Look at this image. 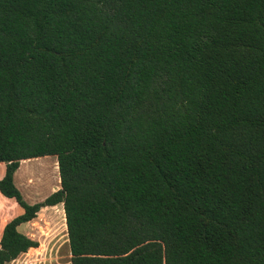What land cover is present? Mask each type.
I'll list each match as a JSON object with an SVG mask.
<instances>
[{"label": "trees", "instance_id": "obj_1", "mask_svg": "<svg viewBox=\"0 0 264 264\" xmlns=\"http://www.w3.org/2000/svg\"><path fill=\"white\" fill-rule=\"evenodd\" d=\"M0 163V264L59 204L72 264H264V0H0Z\"/></svg>", "mask_w": 264, "mask_h": 264}, {"label": "rangeland", "instance_id": "obj_2", "mask_svg": "<svg viewBox=\"0 0 264 264\" xmlns=\"http://www.w3.org/2000/svg\"><path fill=\"white\" fill-rule=\"evenodd\" d=\"M56 156L24 160L15 174V182L30 204L43 201L61 188ZM6 164L0 163V179ZM23 212L14 199L0 193V239L5 224ZM20 230L39 242L37 249L29 250L9 264H72L69 237L63 204L44 207L38 216L21 225Z\"/></svg>", "mask_w": 264, "mask_h": 264}, {"label": "crops", "instance_id": "obj_3", "mask_svg": "<svg viewBox=\"0 0 264 264\" xmlns=\"http://www.w3.org/2000/svg\"><path fill=\"white\" fill-rule=\"evenodd\" d=\"M1 164H2V163H1ZM60 180H61V179H60ZM56 206H57V205H56ZM56 206H51V207L48 206V208H54V207H56ZM42 209H43V208H42ZM40 212H41V211H40ZM40 212H39V213H40ZM32 221H33V220H32ZM30 222H31V221H30ZM30 222H28V223H30ZM37 248H38V247H37ZM37 248H31L30 250H32V249H37Z\"/></svg>", "mask_w": 264, "mask_h": 264}]
</instances>
